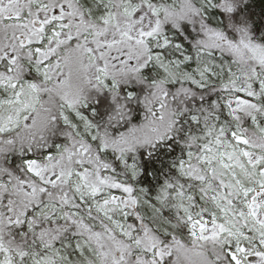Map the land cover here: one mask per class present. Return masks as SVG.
Masks as SVG:
<instances>
[{
    "label": "snow or ice",
    "instance_id": "snow-or-ice-1",
    "mask_svg": "<svg viewBox=\"0 0 264 264\" xmlns=\"http://www.w3.org/2000/svg\"><path fill=\"white\" fill-rule=\"evenodd\" d=\"M0 264H264V0H0Z\"/></svg>",
    "mask_w": 264,
    "mask_h": 264
}]
</instances>
